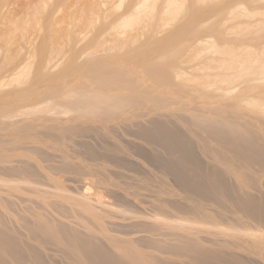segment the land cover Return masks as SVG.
I'll return each mask as SVG.
<instances>
[{
	"label": "bare ground",
	"instance_id": "1",
	"mask_svg": "<svg viewBox=\"0 0 264 264\" xmlns=\"http://www.w3.org/2000/svg\"><path fill=\"white\" fill-rule=\"evenodd\" d=\"M117 1L79 0L83 6L78 12L65 16L58 10L50 25L69 32L82 22L91 24L96 14L108 13ZM148 1L135 0L126 18L138 16ZM206 14H199L200 23L208 21L203 18ZM27 45L32 46V38ZM258 46L264 52V40ZM69 59L66 55L49 58L37 73L44 78L43 74L60 77L62 73L72 78L65 89L37 90L28 85L0 97V136L8 133L16 143L0 151L8 156L0 165V193H6L0 196V264H176L175 258L181 263L179 258L185 257L189 262L219 260L226 243L189 227L211 221L212 208H208L214 205L209 201L222 202L223 197L235 201L248 218L264 224V192L257 194L261 198L251 193L245 196L247 190L242 195V189L235 190L236 185L234 189L233 183L226 182L229 176L217 170L228 152L264 169V143L251 119L235 112L234 106L219 103L185 115L160 112L157 108L166 96L141 89L134 69L104 56L82 67L93 84L77 85L72 76L80 69L71 66ZM132 61L143 64L158 82L171 84L172 74L155 64L149 53H139ZM30 63L27 57L20 60L2 79H17ZM52 77L42 79L52 82ZM246 84L249 81L237 88L246 89ZM252 92L249 98L261 96ZM11 152L14 157L8 155ZM207 156L213 164H207ZM140 157L157 167L159 174ZM139 173L148 174L151 183L146 184ZM168 178L184 195L163 192ZM15 189L38 198L8 193ZM202 200L210 203L208 208ZM177 226L183 229H170ZM249 227L242 228L249 231ZM250 261L264 264L256 258L244 262Z\"/></svg>",
	"mask_w": 264,
	"mask_h": 264
},
{
	"label": "rangeland",
	"instance_id": "2",
	"mask_svg": "<svg viewBox=\"0 0 264 264\" xmlns=\"http://www.w3.org/2000/svg\"><path fill=\"white\" fill-rule=\"evenodd\" d=\"M134 3L135 0H118L108 13L96 14L91 24L82 22L86 26L81 23L79 28L67 32L50 24L56 19L58 10L64 11V15L78 12L83 6L79 0H0V90L3 89L0 97L15 88L28 85L37 90L65 89V83L72 78L61 76L63 73L60 77L43 74L45 78H54L52 82H45L47 79L37 74L40 64L62 55L70 58L71 66L80 69L78 74L72 76L77 85H92L93 81L83 74L82 67H86L84 63L104 56L134 69L141 89H152L166 96V101L157 108L158 111L185 115L212 104L234 106L235 112L251 119L264 143V121L261 119L264 116V70H258V67L264 66V52L258 46L264 40V0H149L138 16L126 18V13ZM204 11L207 14L203 18H208V21L200 23L199 14ZM85 14L88 15V12L85 11ZM71 23H74L73 20ZM31 38L32 46H28L27 42ZM200 38L204 42H197ZM122 42L125 44L122 45ZM169 43L172 47L165 49ZM160 46L165 50H161ZM105 49L113 50L104 55L98 54ZM139 53H149L155 64L166 68L173 76L171 84L158 82L143 64L132 61L133 56ZM26 57L31 61L26 71L15 80L2 79L13 72L17 62L26 60ZM244 81H249L250 85L246 84V89H238L237 86ZM229 87L230 90L224 92ZM219 89V93H216ZM252 91L261 96L249 98L247 94ZM0 138V151L16 145L8 133ZM120 143L123 142L120 140ZM229 153L226 156L225 152L227 158L219 162L216 169L221 168L224 171L222 174L229 176L226 182L230 185L233 183L232 187L236 185L235 190L242 189L238 193L243 195V190H247L245 196L251 193V196L256 194L254 197L261 198L257 194L264 192L262 166L252 162L250 165L248 160H238L232 155L234 153ZM8 155L14 157L12 152ZM140 158L141 161L144 159ZM207 159L208 156L204 160L207 162ZM6 160L8 156L0 154V165ZM143 162L152 172L159 174L157 167L151 166L145 159ZM210 163L207 162L208 165ZM139 175L146 184L151 183L148 174ZM167 181L164 193L182 192L173 180L168 178ZM242 184L243 187L240 186ZM247 188L251 191L248 192ZM8 193L14 197L38 198L22 189ZM1 195L5 196L6 193L1 192ZM231 200L223 197L222 202L216 201L217 205L215 201H209L214 205L209 208V202L206 201V205L202 200L208 210L216 209L210 212L213 219L189 227L191 231H200L202 235L218 237L224 241L227 245L224 257L203 262L191 259V263L188 257L179 258L181 263L175 258L176 264H247L245 260L255 258L264 262V224L255 222L250 216L248 218V213L242 208L243 211L238 209L237 203ZM227 219L232 220H228V223ZM242 225L252 227H249L252 232L245 231ZM181 228L170 227L172 230ZM249 263L256 264L251 261Z\"/></svg>",
	"mask_w": 264,
	"mask_h": 264
}]
</instances>
